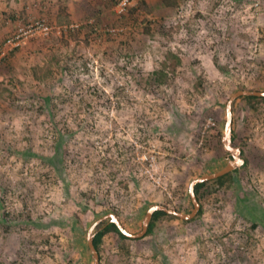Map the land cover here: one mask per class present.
Returning a JSON list of instances; mask_svg holds the SVG:
<instances>
[{"label":"rangeland","instance_id":"obj_1","mask_svg":"<svg viewBox=\"0 0 264 264\" xmlns=\"http://www.w3.org/2000/svg\"><path fill=\"white\" fill-rule=\"evenodd\" d=\"M119 1L0 0V44L53 28L0 63V264H94L96 221L135 233L151 205L190 213V183L233 161L226 104L264 92V0ZM232 139L237 184L129 254L105 236L100 264H264V100L233 102Z\"/></svg>","mask_w":264,"mask_h":264},{"label":"water","instance_id":"obj_2","mask_svg":"<svg viewBox=\"0 0 264 264\" xmlns=\"http://www.w3.org/2000/svg\"><path fill=\"white\" fill-rule=\"evenodd\" d=\"M252 96L264 98V92L239 90V91H236L233 95H231V97L228 99L227 104H226V119H225V124H224L222 143H223L224 148L232 154L233 161H229L227 165L221 170L215 173L209 174V175L200 176L190 183L188 193H189V199L193 207L192 211L190 213H184V212H178L176 210L167 208L164 205H153L146 211L144 218L142 220V223H141V230L138 233L128 232L114 215H109V216H106L96 221L91 226V228L89 229L87 233V245L93 255L94 264H99V256L92 242L93 237L95 235V233H93V229L97 225H99L101 221L105 219H109L110 222H112L117 227V229L123 236L129 239H139L146 234L150 220L155 212H158V211L164 212L167 215L174 216L179 221H188V220L193 219L197 215L200 205L194 193L195 186L197 184H201L204 182L213 181L215 179H218L222 176L227 175L228 173L234 172L236 165H240L243 163V160L239 157L240 151L232 147V104L235 100L239 99L240 97H252Z\"/></svg>","mask_w":264,"mask_h":264},{"label":"trees","instance_id":"obj_3","mask_svg":"<svg viewBox=\"0 0 264 264\" xmlns=\"http://www.w3.org/2000/svg\"><path fill=\"white\" fill-rule=\"evenodd\" d=\"M17 51H18V48L15 49L14 51L10 52L8 54V56H13L15 54V52H17ZM248 91H251V90H248ZM240 98L249 99V100H251V99H253V100H264V98L253 97V96L252 97H240ZM213 134H214V137L217 138V144L219 146H221V142H220L221 133L218 131V129H216V130H214ZM223 180H228L231 184H237L238 180H237V177H236V170L234 172L228 173L227 175L222 176V177H220L218 179H215L213 181L197 184L195 186V188H194V193H195L197 201L201 202V200L204 197L212 196V195L216 194L218 192V190H219V186H223L225 184V182ZM212 184H217L218 186L216 187V186H213ZM191 207H192V205H191ZM180 209L179 208H175L174 210H176L178 212H187L185 210H180ZM201 210H202V206H200V210H199V212H198V214L196 216L200 215ZM164 220L177 221L178 219L175 218L174 216L167 215V214H165L164 212H161V211L155 212L153 214V216H152V219L150 221V224L148 226V230H147L146 234L143 237H141L139 239H136V240L129 239V238L123 236L119 232L117 227L114 224H112V223L106 225L104 228L101 229V226L104 224V223H102L101 226L99 225L100 227L99 226L97 227L98 231L96 232L95 236L93 237V240H92L93 246L96 249V251H98L102 239L108 234L109 235L114 234L119 239V246H117L119 252L120 253L129 254V249L127 248V246H125L128 242H130V241H134L135 242V241H139V240L141 241L143 238L152 235V233L155 231L156 227ZM140 230H141V226L139 224L138 229L135 231V233L139 232ZM79 235H81V232H79Z\"/></svg>","mask_w":264,"mask_h":264},{"label":"built area","instance_id":"obj_4","mask_svg":"<svg viewBox=\"0 0 264 264\" xmlns=\"http://www.w3.org/2000/svg\"><path fill=\"white\" fill-rule=\"evenodd\" d=\"M133 0H120L115 8V12L117 14L124 13L128 5ZM53 28L52 26L45 20H36L33 23L18 26L14 33L8 36L1 44H0V63L4 61V59L8 56V54L15 49L19 48L22 44L32 38H39V37H47L51 34ZM215 123L208 119L206 121V125L202 131L204 134L208 128L214 127Z\"/></svg>","mask_w":264,"mask_h":264},{"label":"flooded vegetation","instance_id":"obj_5","mask_svg":"<svg viewBox=\"0 0 264 264\" xmlns=\"http://www.w3.org/2000/svg\"><path fill=\"white\" fill-rule=\"evenodd\" d=\"M115 216H116V215H115ZM151 219H152V218H151ZM105 221H107V222H104L103 225H102L101 223L99 224L100 226L102 225V226H101V229L104 228L106 225L110 224V220H109V219H107V220H105ZM150 221H151V220H150ZM102 223H103V222H102ZM121 224H122V223H121ZM149 224H150V223H149ZM99 225H98V226H99ZM100 226H99V227H100ZM122 226H123V225H122ZM140 226H141V225H140ZM148 226H149V225H148ZM123 227H124V226H123ZM147 230H148V228H147ZM97 231H98V230H97ZM97 231H96V232H97ZM96 232H95V234H96ZM146 232H147V231H146ZM108 235H109V234H108ZM108 235H106V236H108ZM94 236H95V235H94ZM97 253H98V256H99V252H98V251H97ZM99 264H100V261H99Z\"/></svg>","mask_w":264,"mask_h":264},{"label":"crops","instance_id":"obj_6","mask_svg":"<svg viewBox=\"0 0 264 264\" xmlns=\"http://www.w3.org/2000/svg\"><path fill=\"white\" fill-rule=\"evenodd\" d=\"M147 210H148V209H147ZM147 210H146V211H147ZM145 213H146V212H145ZM144 215H145V214H144ZM143 218H144V216H143ZM142 220H143V219H142ZM102 222H103V221H101V224H102ZM103 223H104V222H103ZM110 223H112V222H110ZM141 223H142V222H141ZM112 224H113V223H112Z\"/></svg>","mask_w":264,"mask_h":264}]
</instances>
